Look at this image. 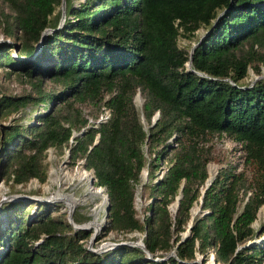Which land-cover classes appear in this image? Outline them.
Instances as JSON below:
<instances>
[{
	"label": "trees",
	"instance_id": "obj_1",
	"mask_svg": "<svg viewBox=\"0 0 264 264\" xmlns=\"http://www.w3.org/2000/svg\"><path fill=\"white\" fill-rule=\"evenodd\" d=\"M59 5L0 0V67L32 89L11 95L0 86V178L43 181L45 150L68 149L69 166L82 159L93 186L107 193L105 230L142 233L151 256L125 243L95 252L83 243L85 229L52 215L42 200L17 198L0 209V264H199L193 259H206L210 248L219 264H264V244L245 245L264 203V78L239 82L249 67L264 66V0H65L62 21ZM200 26L188 67L189 50L177 37ZM83 102L104 106L107 118L93 125ZM214 133L242 143L245 160L262 171L240 209V172L224 170L205 184ZM137 185L151 199L142 218Z\"/></svg>",
	"mask_w": 264,
	"mask_h": 264
},
{
	"label": "rangeland",
	"instance_id": "obj_2",
	"mask_svg": "<svg viewBox=\"0 0 264 264\" xmlns=\"http://www.w3.org/2000/svg\"><path fill=\"white\" fill-rule=\"evenodd\" d=\"M73 1L74 3L78 2V0ZM60 8V5L57 6V9ZM204 31L205 27L200 26L195 30L194 34L189 37L180 34L177 37L178 46L185 47L186 49L190 50L192 45L202 37ZM2 40L3 35L0 31V41ZM259 78H264V66H261V71L259 73H256L251 67H249L246 76H244L239 82L244 85H249ZM45 84L46 88H48L50 85H53V83L50 81H46ZM0 86L4 92L11 95L32 91L29 83L26 82L23 77L17 76L14 73L7 74L6 69L3 67H0ZM143 100V94L139 89H137L133 97L135 105L141 106ZM80 106L82 107L83 112L88 116V120L92 123L94 121L96 122L100 116H103L108 112L104 106L99 108L97 105L92 103L83 102ZM94 114H97L96 117H91V115ZM16 115L17 114H11L9 117L4 118L2 122L5 124L10 123L11 117ZM143 123L145 126L147 125L144 117ZM94 124H97V122ZM206 144H208L211 148V158L206 164L208 174L207 178H209L210 181L207 182L206 179L205 184L208 185L215 177H217L220 172L224 170L234 173L240 172L244 181V190L240 192V209L243 198L246 199L254 192L256 180L259 178V175L262 172L261 169L257 168L256 163L251 161L247 162L245 160V150L242 146V143L238 142L228 134L214 133L212 135H208ZM66 150L67 149H65L64 152H60L53 146H50L45 150L42 162L45 168L46 176L43 181H39L37 178L33 177L25 183L13 184L11 179H6L5 177L0 178V209L6 204V202L14 199L9 197L10 194H24L30 196V199H27L31 201L35 200L31 199V197L52 196V200L48 202L44 201L49 205V212L52 215L61 213L62 217L67 219V203H72V206L74 207L72 215L74 214L77 217V220H74V222L78 225L84 224L83 226L86 228L83 227V229L90 233L89 237L83 240V243L87 245V247L97 248L106 242L141 239L142 233L138 231L122 233L114 230H105L108 224L107 214L105 215L104 211L106 201H103L100 194L95 193L98 191L97 187H90L89 175H93L92 169L84 168L82 165V159L78 160L76 165L73 167H70L68 164L69 156L67 160L63 162V160L66 159ZM163 170V168H160L157 171L158 176L162 174ZM83 174H85V176L81 177ZM146 178L147 173L145 179ZM141 179L145 180L144 178ZM68 194H70V198L67 200L59 198L60 195L62 196ZM150 200L151 199L149 198L148 191L144 190L141 185H137L134 198V207L138 217L142 218L143 214L147 213V203ZM39 201L41 202V200ZM36 208V204L32 205L29 209L30 214H34L36 212ZM94 209H97V215H95ZM191 209L192 215L199 212V202L195 203ZM3 214L4 213H1L0 210V219L2 220H4ZM251 225L254 228V233L249 239L245 241V245L252 243L263 245L264 203L258 207L255 219ZM91 235L93 237L90 241ZM196 258L199 261V264H219L215 262L211 248L208 250L206 259H204V256L200 253L197 254Z\"/></svg>",
	"mask_w": 264,
	"mask_h": 264
},
{
	"label": "water",
	"instance_id": "obj_3",
	"mask_svg": "<svg viewBox=\"0 0 264 264\" xmlns=\"http://www.w3.org/2000/svg\"><path fill=\"white\" fill-rule=\"evenodd\" d=\"M60 6H61V18H60V19H61V21H62V19L64 18V12H65V0H61V5H60ZM47 30H49V28H46V29L43 31V34H44ZM201 38H202V37H201ZM201 38H199V39L196 41V43L193 44L192 47H191L190 50H189V55H190V56H189V60L186 62V65H187L188 67H189V65H190V59H191V54H192L193 48H194V46L199 42V40H200ZM16 49H17V45L15 46L14 50H16ZM107 116H108V113L105 114V115H103V116H100V117L96 120V122H100V121H102V120H105V119L107 118ZM157 116H158V112H156V114H155L154 116H152V118H151V123H153V122L155 121V119L157 118ZM141 120L143 121V117H141ZM93 125H96V124H93ZM86 126H88V125H86ZM86 126L82 127L79 131H73L72 134H71V136H70V141L72 140V138H73L75 135L82 134L83 131L85 130ZM98 136H99V134H97V135L95 136L94 141H93V144L96 143V142L98 141ZM65 154H66V156H65L66 159H64L63 162H65V161L67 160L68 156H69V150H68V149L66 150V153H65ZM146 173H147V171H146L145 168L141 169V171H140V178H144V179H145ZM94 179H95V178H94L93 175L89 176V184H90V187H93ZM209 181H210V179L207 178V182H209ZM96 187H97V190H98L97 193H99V191H101L102 199H103V201H106L105 208H104L105 215H106V212L108 211V208H109L107 193L104 192V187H103V186H96ZM69 195H70V194H68V195H62V196L60 195L59 198L67 200V199L70 198ZM9 197L14 198V199H17V198H26V199L28 198V199H30V196H27V195H24V194H10ZM179 197H180V194L176 195L174 201L170 204V207H171V205H174L173 208L171 207V208H172V211H174V210L176 209L177 204H178V199H179ZM52 198H53L52 196H36V197H31V199H35V200H43V201H47V202L50 201V200H52ZM73 210H74V207H73V206H68V208H67V219H68V221L72 224V227L75 228V229H76V228H83V227H85V226H83V225H78V224H76V223L74 222V220H73V218H72V212H73ZM190 225H191V222L189 221V222H188V229H187V231H183V236H186V235L189 233ZM85 228H86V227H85ZM92 237H93V236L91 235V236H90V241H91ZM122 243L137 245V246H139V247H141L142 249L145 250V252L147 253V256H148V257L151 256V253L146 249L145 245L143 244V242H142L140 239H137V240H126V241H117V242H114V241H113V242H106V243H104L105 245H102V244H101V245L98 246L97 248H92V247H88V248H90L91 250L97 252V251H101V250L107 249V248H109V247H112V246H114V245L122 244ZM170 254H174V251H170V252H168L165 256H162V257H154V259H164L166 256H168V255H170ZM193 261H196V262L199 263V261L197 260V258L193 259ZM200 264H201V263H200Z\"/></svg>",
	"mask_w": 264,
	"mask_h": 264
},
{
	"label": "bare ground",
	"instance_id": "obj_4",
	"mask_svg": "<svg viewBox=\"0 0 264 264\" xmlns=\"http://www.w3.org/2000/svg\"><path fill=\"white\" fill-rule=\"evenodd\" d=\"M85 173V172H84ZM83 176H85V174H83V175H81V177H83ZM93 188H94V186H93ZM92 189V188H91ZM95 193H97V191L95 192ZM97 194H100L101 196H102V194H101V191H99V193H97ZM68 204V206H72V203H70V202H68L67 203ZM174 207V205H171V207ZM94 212H95V215H97L98 213H97V209H94ZM84 225V224H83ZM102 245H105L104 243L102 244Z\"/></svg>",
	"mask_w": 264,
	"mask_h": 264
},
{
	"label": "built area",
	"instance_id": "obj_5",
	"mask_svg": "<svg viewBox=\"0 0 264 264\" xmlns=\"http://www.w3.org/2000/svg\"><path fill=\"white\" fill-rule=\"evenodd\" d=\"M107 113H108V112H107ZM107 113H106V114H107ZM89 176H91V175H89Z\"/></svg>",
	"mask_w": 264,
	"mask_h": 264
}]
</instances>
